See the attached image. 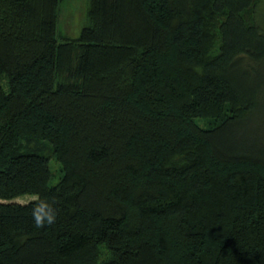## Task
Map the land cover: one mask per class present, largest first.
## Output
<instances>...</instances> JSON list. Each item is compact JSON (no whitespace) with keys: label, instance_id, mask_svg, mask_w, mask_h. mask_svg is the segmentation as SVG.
Wrapping results in <instances>:
<instances>
[{"label":"trees","instance_id":"obj_1","mask_svg":"<svg viewBox=\"0 0 264 264\" xmlns=\"http://www.w3.org/2000/svg\"><path fill=\"white\" fill-rule=\"evenodd\" d=\"M258 6L0 0V264H264Z\"/></svg>","mask_w":264,"mask_h":264},{"label":"rangeland","instance_id":"obj_2","mask_svg":"<svg viewBox=\"0 0 264 264\" xmlns=\"http://www.w3.org/2000/svg\"><path fill=\"white\" fill-rule=\"evenodd\" d=\"M74 2L78 5H84V7H85V3L83 1H74ZM63 7H64V11L62 13L63 29L65 30V32H67V33L71 32L72 35H74V31L76 32V29L79 28L78 26L79 25L81 26V24H80L81 15H79V12L73 8V3L72 4L71 3H64ZM258 9L260 11V19L262 22H264V0H259ZM61 11H62V8H61ZM74 11H75V13H74ZM0 82L2 84L3 80L0 79ZM199 123L201 125H208L211 122L206 120V119H200ZM39 146L41 147L42 152L47 156L49 167H50L51 174H52L51 184H53L62 175L61 165L58 163L56 158L51 153V149L48 145L41 143ZM33 200H35L34 196L27 195V196L19 197V198L15 199L13 202L25 204V203H28V202L33 201Z\"/></svg>","mask_w":264,"mask_h":264},{"label":"clouds","instance_id":"obj_3","mask_svg":"<svg viewBox=\"0 0 264 264\" xmlns=\"http://www.w3.org/2000/svg\"><path fill=\"white\" fill-rule=\"evenodd\" d=\"M56 203L55 198L51 203L46 200H40L32 210L34 226L36 228H43L46 225L50 226L55 223L57 217V210L53 207Z\"/></svg>","mask_w":264,"mask_h":264}]
</instances>
